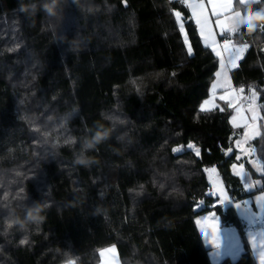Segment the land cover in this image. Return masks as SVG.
<instances>
[{
  "label": "trees",
  "instance_id": "16d2710c",
  "mask_svg": "<svg viewBox=\"0 0 264 264\" xmlns=\"http://www.w3.org/2000/svg\"><path fill=\"white\" fill-rule=\"evenodd\" d=\"M258 27L232 37L249 47L231 79L264 116ZM218 69L179 0H0V264H99L111 245L121 264H213L196 223L210 211L244 246L218 264H257L236 207L210 193L213 168L234 199L264 187L248 163L253 191L233 171L234 108L199 110ZM251 145L264 161V138Z\"/></svg>",
  "mask_w": 264,
  "mask_h": 264
},
{
  "label": "snow or ice",
  "instance_id": "6c2138e0",
  "mask_svg": "<svg viewBox=\"0 0 264 264\" xmlns=\"http://www.w3.org/2000/svg\"><path fill=\"white\" fill-rule=\"evenodd\" d=\"M180 3H187V0H179ZM256 2V0H225V2L223 4L217 5L215 3V0H209V3L212 5V13L211 15L214 17H221L224 16L225 19H217L216 20V25L217 27L220 29V35L224 41L222 46H218V47H222L223 52H227L228 53V61L227 63L224 61L223 59V55L221 51H217L216 47H213V51L215 52V54L218 57H221L220 60V71H218L216 73V77H217V82L212 84V93L211 96L213 97V99L215 98V93H216V89L220 86L221 82H223L224 84H227V77H228V72L230 69V66H234L236 64V61L240 58L241 53H243L244 51L247 50V48L249 47L248 44L244 43V44H239V46L234 45L232 43V37L233 36H237V37H241L243 36L244 33H247V28L246 27H240L239 30L237 31V25L232 23V21L235 20V17L233 16V12L235 10V7L239 4L242 7L246 8L249 4ZM258 2L260 4H264V0H258ZM187 6L189 8L192 9L193 12V18L195 19V23L197 25L200 26V31L201 33H204L205 31L208 32V35L205 37L206 42L210 41V46H216L217 45V40L215 39V37L213 36L211 30H209L207 28V24H208V18L205 17L203 15L204 13V4L201 2H194V3H187ZM217 9H223V11H219ZM22 11V10H21ZM175 17L177 18L178 21H180L181 19V13L179 11L175 12ZM179 28L180 31L183 33L184 32V24L183 22H180L179 24ZM256 31H260V32H264V27H258ZM185 42H187V37L185 36ZM188 54L191 55L192 54V49L189 46L188 47ZM173 75H175L173 73ZM134 83V81H133ZM244 89L241 88L240 92L243 93ZM250 91V95L244 97V100L249 101L248 105H247V111L252 113L250 116V122L246 121L243 126L245 128V132L244 135L241 137V139L236 141V147L241 149L242 152H250V153H256L257 149L255 147L251 148V149H245L242 146L247 144L248 141L250 139H254L257 137L260 138H264V134L261 133L260 128L261 125L257 124V121H261L264 120V116H259L257 115V111H258V106H257V93L255 90L251 89V87L249 88ZM231 93L227 91L226 89V95H222L219 97L220 100H223L227 103L229 108H233L234 104L232 103L231 99ZM213 99H209V100H205L201 105L199 110L200 111H208L211 110V108H209V105H213ZM216 106V105H213ZM241 107H243V103L241 102ZM241 107H236V115H233L231 117V122L233 123V126L235 127H240L241 125L239 123H237L238 117L240 116V112H241ZM221 111H223L224 109L221 108ZM243 119V118H241ZM189 149L194 148V145H192L191 143L188 145ZM232 149H229L228 152L231 153ZM195 153L197 156H199L200 154V149L199 148H195ZM240 157L237 156V159H239ZM240 174L242 175V177L245 179L246 183L248 180V173L244 172V166L243 164L240 165ZM213 171H215V169H213ZM248 191H253L252 185L248 184ZM261 191L264 192V187L261 188ZM220 202L223 203L224 202V197L221 196L219 197ZM256 199L264 202V195L257 197ZM245 204L247 205L248 202L245 201ZM238 209L241 207L240 204H236L235 205ZM245 217L247 219L252 220V218L255 216V213H249V212H244ZM212 217L213 219L215 218V213H212ZM210 226L212 227L213 230V238H215V234H216V225L215 223H211ZM221 238L223 239V234L220 233ZM26 243V240H21V244ZM112 251H114V249H112ZM255 251V249H254ZM101 255H103V253H101ZM258 257H259V262L260 264H264V245H262L260 247V249L258 250Z\"/></svg>",
  "mask_w": 264,
  "mask_h": 264
},
{
  "label": "crops",
  "instance_id": "0c3cea01",
  "mask_svg": "<svg viewBox=\"0 0 264 264\" xmlns=\"http://www.w3.org/2000/svg\"><path fill=\"white\" fill-rule=\"evenodd\" d=\"M196 2H201V3L204 4L205 8H204L203 15L208 18L207 28L209 30H211L213 36L217 40V45L216 46H210V41L206 42V40H205V37L208 35V32L205 31L204 33H201L200 26L197 25L198 32H199V34L201 36V39H202L203 43L205 45L209 46L212 50H213V47H216L217 51H219V50L223 51L222 47H218V46H222L224 41H223V39H222V37L220 35V29L216 25V20L217 19H225V17L221 16V17L217 18V17H214V16L211 15V13H212V5L209 3V0H199V1H196ZM224 2H225V0H215V3L217 5L223 4ZM187 3H194V2H187ZM187 3H185L186 6H187ZM240 6L241 5L238 4L235 7V10L233 12V16L235 17V20L232 21V23L237 25L236 30H238L244 24V17H243L242 11L240 10ZM189 10H190V13H191V15L193 17L192 9L189 8ZM217 10L223 11V9H217ZM194 21H195V19H194ZM232 41H233L234 44H237V45L240 44V43H237L236 40H234L233 38H232ZM224 53H225V56H226L225 58L227 59L228 53L227 52H224ZM244 53H245V51L243 53H241L240 58L236 61L237 64H235V66H232L233 68L232 67L230 68V75H231V70L238 66L240 60L242 59V57L244 55ZM219 59H220V57H219ZM218 90L220 92L217 93L218 94V96L216 97L217 105L215 107H217L219 105V100H220L219 97L222 96V95H226V91L224 89L220 88ZM231 97H233V94H232ZM231 97H230V99L232 101ZM259 109H260V105H259ZM234 114H235V111H234ZM230 121H231V118H230ZM263 122H264V120H263ZM231 124L233 125L232 122H231ZM233 127H235V126H233ZM240 127L244 128V126H240ZM235 128H238V127H235ZM243 132H245V131L243 130ZM239 139H241V138H239ZM245 147H246V149L253 148L252 145L249 144V143H247V146L245 145L244 148ZM241 153H242V151L240 149L239 155H238L240 158L238 159V162L233 165V171H234V173L236 175H238L241 178L244 190L246 192H250V191H248V186H246V184H245V182H246L245 179L240 174V169L236 170V167H239L240 164H242V163H243V165H245V167H246V163H248L252 168H253V166L249 163V161L246 158V155H248V154L241 155ZM250 156L254 158V157L257 156V153H250ZM260 160L263 162L262 172L256 171L254 168L253 169L257 173L262 174L264 172V161L262 159H260ZM213 169H215V168H213ZM213 169H210V170H212V172H213L215 186L218 188L219 191H221V193H225L226 194V195H224V202L223 203L220 202L219 196L215 195V196L218 197L217 203H219V204H221L223 206H227L229 204H233L234 205L233 200L230 198L229 193L227 191V188H226L224 182L222 181L218 171L216 169H215V171H213ZM244 172L245 173H247V172L250 173L248 169H247V172H246V169H244ZM209 181H210V178H209ZM247 184L255 185V188H256V187H260L262 185V181L259 178L252 177V174L250 173V175L248 177V180H247ZM255 188H253V190ZM211 189H212V183L210 181V191H211ZM259 196H261V195H259ZM250 197H254V196H250ZM246 198H249V197H246ZM212 213H215V218L214 219L212 217ZM200 217H202V219H200ZM256 217H264V206H262L260 212H256V216L254 217V219ZM220 221H222V220H221L220 216L215 211H210L208 213L201 214V215H199L196 218V223H197L198 229L200 231V234L202 236V239H203L205 245L209 248V255H210L211 262L213 263L212 253L215 252L217 254L216 257L218 259L217 264L222 259H224L225 257H230L231 259L236 260V259H238L240 257V255L244 251V246H243L241 237H240L236 227H228L227 225H220L219 224ZM243 221H244V223L246 225V235H247L248 242L250 244L251 252H252V254L254 256V259H255L256 263L260 264L259 257H258V250L260 249V247L262 245H264V225L263 226L254 227V223H253L254 220L253 221L250 220L248 222L245 221V220H243ZM211 223H215V225H216L215 238H213V230H212V227L210 226ZM220 233L223 234V239L221 238ZM229 235H231L233 238H237L238 242L240 240L242 246L240 248H237V246H236V248H233L231 242L229 241V239H230ZM115 247L108 246V247L103 248L100 251V262H99V264H121L120 260H119L118 250ZM112 249H114V251H112ZM254 249H255V251H254ZM217 250H219L220 253L217 252ZM101 253H103V255H101ZM234 255H239V256L237 258H233Z\"/></svg>",
  "mask_w": 264,
  "mask_h": 264
},
{
  "label": "rangeland",
  "instance_id": "374dc122",
  "mask_svg": "<svg viewBox=\"0 0 264 264\" xmlns=\"http://www.w3.org/2000/svg\"><path fill=\"white\" fill-rule=\"evenodd\" d=\"M196 1H199V0H193V1H189V2H196ZM180 22H182L181 21V19H180ZM184 33H185V36L187 37V35H186V31H185V28H184ZM188 40V39H187ZM232 43H233V41H232ZM234 44V43H233ZM234 45H237V44H234ZM237 46H239V45H237ZM220 51V50H219ZM222 52V55H223V59H224V61L227 63V61H228V57H227V59L225 58L226 56H225V53L223 52V51H221ZM220 60H221V57H220V59H219V69H218V71H220V67H221V65H220ZM237 64V63H236ZM235 66V65H234ZM232 66H230V68H231ZM233 68V67H232ZM227 84H224L223 82H221V84H220V86L216 89V93H215V98L213 99V97L210 95V97L208 98V99H206V100H209V99H213V105H217V100H216V97L218 96V94L217 93H219L220 91L218 90V89H220V88H222V89H224L225 91H226V89H227V91L228 92H230L231 93V96H232V94H233V97H231L232 98V103L234 104V111H235V114L234 115H236V107H241V102L243 103V107H241V112H240V116L238 117V120H237V123H239L241 126H243V124L246 122V121H248V122H250V116H251V114L252 113H250V112H248L246 109H247V105H248V103H249V101H247V100H244L243 98L244 97H246V96H249L250 95V91L249 90H245V88H243V87H235V86H233V83H232V79H231V75H230V69H229V72H228V77H227ZM215 82H217V77H216V79L214 80V82L213 83H215ZM241 88H243L245 91H243V93H241L240 92V89ZM251 89H253V90H255L254 88H251ZM212 87H211V93H212ZM256 91V90H255ZM256 93H257V91H256ZM258 93H257V101H256V103H257V106H258V111H257V115H259V116H261V112H260V109H259V100H258ZM213 105H209L208 107L209 108H214L215 106H213ZM241 118H243V119H241ZM257 124H259V125H261V122L260 121H257ZM238 128H242L244 131H245V129L243 128V127H238ZM260 131H261V133L263 132V128H262V126H261V128H260ZM244 135V132H242V135H241V137ZM255 139V138H254ZM254 139H250V141H248V143L249 144H251V142L254 140ZM246 146H247V144H245ZM245 145H243L242 147L244 148V146ZM253 147V146H252ZM183 149V147H179V148H177V151H181ZM239 149V148H238ZM245 149H246V147H245ZM239 151H240V149H239ZM257 153V152H256ZM243 154H248V155H246V158H247V160L249 161V163L253 166V168L256 170V171H259V172H262V165H263V162L260 160L261 158L258 156V154H257V156L256 157H251L250 156V152H242L241 153V155H243ZM243 164V163H242ZM241 165V164H240ZM244 166V169H246V172H247V168L245 167V165H243ZM237 169H240V166L239 167H236V170ZM241 171V170H240ZM250 172V171H249ZM248 173V172H247ZM249 175H250V173H248ZM208 176H209V178H210V181H211V183H212V189H211V191H210V193L211 194H213V195H217V196H219V197H221V196H223L224 197V195H226L225 193H221V191H219L218 190V188L215 186V181H214V176H213V172H212V170H209L208 171ZM249 177V176H248ZM253 177V176H252ZM260 183V182H259ZM245 184H246V186H248V184L245 182ZM252 185V184H251ZM252 188H255V185H252ZM259 195H264V193L262 192V193H259V194H256V195H254V197H249V198H245V199H242V200H237V199H234L233 197H231L230 195V198L233 200V203H234V205H236V204H240L241 205V207L238 209L236 206V209H237V212L239 213V215H240V217H242L243 218V220H245V221H250V219H247L246 217H245V214H244V212H249V213H255V216H256V212H260V210H261V208H262V206H264V202H262V201H260V200H258V199H256L257 197H260ZM245 201H247L248 202V204L246 205L245 204ZM200 206V205H199ZM198 206V207H199ZM254 216V217H255ZM254 217L252 218V220L251 221H253L254 220ZM200 219H202V217H200ZM227 229V228H226ZM229 241L231 242V244H232V247L233 248H236V246H237V248H240L241 246H242V244H241V241L239 240V242H238V239L237 238H233L231 235H229ZM108 247V246H107ZM111 247H115L114 245H111ZM105 248V247H104ZM116 248V247H115ZM217 252H219L220 253V251L219 250H217ZM217 254L214 252V253H212V260H213V263L214 264H217V262H218V259H217ZM220 256V255H219ZM239 255H234V257L233 258H237ZM220 258V257H219ZM66 264H75L74 263V261H69L68 263H66Z\"/></svg>",
  "mask_w": 264,
  "mask_h": 264
},
{
  "label": "clouds",
  "instance_id": "9594fccd",
  "mask_svg": "<svg viewBox=\"0 0 264 264\" xmlns=\"http://www.w3.org/2000/svg\"><path fill=\"white\" fill-rule=\"evenodd\" d=\"M249 11L255 13L256 16L264 17V9H251ZM244 17H245L246 27L249 31H252L254 29V27L256 26V23H264V20L255 21V17H250L249 12H245ZM250 19L254 20L255 22L249 23L248 21Z\"/></svg>",
  "mask_w": 264,
  "mask_h": 264
},
{
  "label": "built area",
  "instance_id": "2783aa9c",
  "mask_svg": "<svg viewBox=\"0 0 264 264\" xmlns=\"http://www.w3.org/2000/svg\"><path fill=\"white\" fill-rule=\"evenodd\" d=\"M193 0H187V2ZM254 227L263 226L264 225V217H256L253 221ZM220 225H227L228 227H234V224L231 221H220Z\"/></svg>",
  "mask_w": 264,
  "mask_h": 264
}]
</instances>
